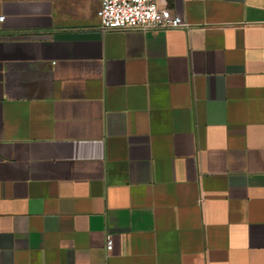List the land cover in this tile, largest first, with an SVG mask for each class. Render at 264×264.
Wrapping results in <instances>:
<instances>
[{"label": "crops", "instance_id": "1", "mask_svg": "<svg viewBox=\"0 0 264 264\" xmlns=\"http://www.w3.org/2000/svg\"><path fill=\"white\" fill-rule=\"evenodd\" d=\"M99 4L0 0V264H264V0Z\"/></svg>", "mask_w": 264, "mask_h": 264}, {"label": "built area", "instance_id": "2", "mask_svg": "<svg viewBox=\"0 0 264 264\" xmlns=\"http://www.w3.org/2000/svg\"><path fill=\"white\" fill-rule=\"evenodd\" d=\"M101 30L142 29L156 31L188 27L189 23L173 12L166 0H100L96 12ZM2 18V16H0ZM112 248L111 235H106V249Z\"/></svg>", "mask_w": 264, "mask_h": 264}]
</instances>
